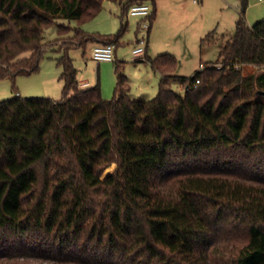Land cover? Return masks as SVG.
I'll return each instance as SVG.
<instances>
[{
	"label": "trees",
	"instance_id": "1",
	"mask_svg": "<svg viewBox=\"0 0 264 264\" xmlns=\"http://www.w3.org/2000/svg\"><path fill=\"white\" fill-rule=\"evenodd\" d=\"M104 1L0 0V80L18 92L17 76L38 71L52 44L66 50L62 98L0 100V264H264V73L244 71L264 67V18L249 24L241 0L219 60L191 76L147 44L137 61L161 73L157 95L132 97L117 60L106 99L100 80L79 87L69 48L118 46L130 6L152 1V20L156 0H112L123 11L116 35L71 24ZM51 27L61 37L46 41Z\"/></svg>",
	"mask_w": 264,
	"mask_h": 264
},
{
	"label": "rangeland",
	"instance_id": "2",
	"mask_svg": "<svg viewBox=\"0 0 264 264\" xmlns=\"http://www.w3.org/2000/svg\"><path fill=\"white\" fill-rule=\"evenodd\" d=\"M154 11L152 1H147ZM155 18L137 15L125 16L127 24L116 48V60L97 61L92 58L91 51L97 40H90L87 46H73L68 54L72 57L78 70L79 87L87 89L93 87L100 80L102 95L106 99L113 98L118 81L116 61L122 63V72L126 75L130 85L129 93L132 97L152 99L159 90L161 73L154 71L149 61H137L133 56L136 36L141 31V23L148 21L151 29L147 34V55L155 58L162 54L176 57L178 64L172 74L191 76L200 68L202 62H217L222 44L229 39L236 30V21L240 15L241 0H156ZM123 11L118 1L105 0L101 11L92 19L82 24L72 20L73 26H79L90 35H116L123 24ZM264 18V1L248 0L246 20L254 24ZM212 32V36L208 34ZM69 32L66 36H72ZM61 37L56 27H51L44 33V39L51 41ZM52 44L44 53L39 70L30 74H20L16 78V86L21 87L25 98H53L63 96L64 80L61 78L63 66L59 60L66 50L64 46ZM25 52L21 56H29ZM246 74L256 77L264 73V67L254 65L244 66ZM157 72L152 78L146 74ZM85 82V84H82ZM18 87V90H19ZM172 87L179 94L185 93V86L181 82L173 81ZM17 97L9 78L0 80V100ZM116 164L108 170H114ZM105 170V174H107ZM110 171V172H112ZM109 173V172H108ZM105 176V175H104ZM16 264H52L33 258H19Z\"/></svg>",
	"mask_w": 264,
	"mask_h": 264
},
{
	"label": "built area",
	"instance_id": "3",
	"mask_svg": "<svg viewBox=\"0 0 264 264\" xmlns=\"http://www.w3.org/2000/svg\"><path fill=\"white\" fill-rule=\"evenodd\" d=\"M198 2L199 0H194ZM264 1V0H260ZM151 13V6L148 2H137L130 6L128 15H137L141 17H148ZM150 28L148 21L141 23V31L136 36V45L133 48V56L135 59H145L147 49V34ZM116 43H95L91 55L92 58L101 61H114L116 60ZM199 82V80H197ZM85 84V83H84Z\"/></svg>",
	"mask_w": 264,
	"mask_h": 264
},
{
	"label": "crops",
	"instance_id": "4",
	"mask_svg": "<svg viewBox=\"0 0 264 264\" xmlns=\"http://www.w3.org/2000/svg\"><path fill=\"white\" fill-rule=\"evenodd\" d=\"M117 57V56H116ZM154 71H155V69H154ZM158 72V71H157ZM157 72H149L148 74H146V76L149 78H152V76H153V74H156V77L158 76L157 75ZM85 82H83L82 84H84ZM19 87V86H18ZM17 96H21V97H24V95H23V91H22V88L21 87H19V90H18V92H17Z\"/></svg>",
	"mask_w": 264,
	"mask_h": 264
},
{
	"label": "bare ground",
	"instance_id": "5",
	"mask_svg": "<svg viewBox=\"0 0 264 264\" xmlns=\"http://www.w3.org/2000/svg\"><path fill=\"white\" fill-rule=\"evenodd\" d=\"M109 168H110V167H109ZM109 168H108V169H109ZM110 171H112V170H108V171L106 170L107 173L110 172Z\"/></svg>",
	"mask_w": 264,
	"mask_h": 264
}]
</instances>
